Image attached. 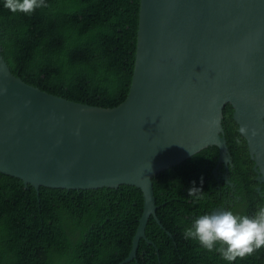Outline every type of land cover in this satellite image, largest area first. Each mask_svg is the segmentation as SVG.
Here are the masks:
<instances>
[{"label":"water","instance_id":"95a60500","mask_svg":"<svg viewBox=\"0 0 264 264\" xmlns=\"http://www.w3.org/2000/svg\"><path fill=\"white\" fill-rule=\"evenodd\" d=\"M227 104L239 129L258 133L239 131L264 183V0H140L131 84L114 108L23 82L0 48V172L36 190L139 188L130 261L149 219L160 224L153 177L208 146L219 150L216 176L231 165Z\"/></svg>","mask_w":264,"mask_h":264},{"label":"trees","instance_id":"16d2710c","mask_svg":"<svg viewBox=\"0 0 264 264\" xmlns=\"http://www.w3.org/2000/svg\"><path fill=\"white\" fill-rule=\"evenodd\" d=\"M44 2L47 7L26 14L11 12L0 0L1 56L10 72L70 101L120 105L134 69L140 0ZM222 128L231 156L227 177L223 165L214 174L216 146L153 177L160 224L149 219L151 244L140 239L130 261L143 212L139 188L36 190L0 172V264H264V248L228 262L183 235L200 215L231 210L251 217L264 207V183L256 180L229 104ZM192 187L202 198L189 196Z\"/></svg>","mask_w":264,"mask_h":264},{"label":"clouds","instance_id":"9594fccd","mask_svg":"<svg viewBox=\"0 0 264 264\" xmlns=\"http://www.w3.org/2000/svg\"><path fill=\"white\" fill-rule=\"evenodd\" d=\"M4 7L13 13L28 14L37 8L47 7V4L44 0H5ZM239 131L242 134L250 133L253 137L258 134L255 129L250 132L247 126H242ZM199 193L201 189L196 187L188 192L189 196L197 199L202 198ZM183 235L185 239L198 241L203 249L218 252L225 261L244 259L264 248V207H259L251 217L236 215L231 210L200 215Z\"/></svg>","mask_w":264,"mask_h":264},{"label":"flooded vegetation","instance_id":"af4514ba","mask_svg":"<svg viewBox=\"0 0 264 264\" xmlns=\"http://www.w3.org/2000/svg\"><path fill=\"white\" fill-rule=\"evenodd\" d=\"M228 172H229V171H228ZM225 173H226V177H227V175H228L227 170L225 171Z\"/></svg>","mask_w":264,"mask_h":264}]
</instances>
